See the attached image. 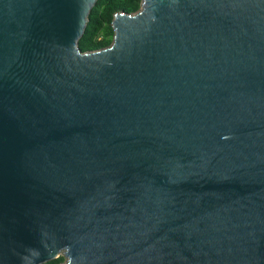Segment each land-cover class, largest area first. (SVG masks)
<instances>
[{"label":"water","instance_id":"1","mask_svg":"<svg viewBox=\"0 0 264 264\" xmlns=\"http://www.w3.org/2000/svg\"><path fill=\"white\" fill-rule=\"evenodd\" d=\"M0 0V264H264V0Z\"/></svg>","mask_w":264,"mask_h":264},{"label":"trees","instance_id":"2","mask_svg":"<svg viewBox=\"0 0 264 264\" xmlns=\"http://www.w3.org/2000/svg\"><path fill=\"white\" fill-rule=\"evenodd\" d=\"M142 0H98L89 15L84 35L79 41L83 51H93L112 44L115 31L112 25L114 16L119 11L137 12ZM66 258L61 255L43 264H61Z\"/></svg>","mask_w":264,"mask_h":264}]
</instances>
